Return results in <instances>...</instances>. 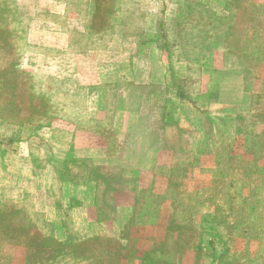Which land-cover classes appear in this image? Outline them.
Masks as SVG:
<instances>
[{
	"label": "rangeland",
	"instance_id": "374dc122",
	"mask_svg": "<svg viewBox=\"0 0 264 264\" xmlns=\"http://www.w3.org/2000/svg\"><path fill=\"white\" fill-rule=\"evenodd\" d=\"M0 264H264V0H0Z\"/></svg>",
	"mask_w": 264,
	"mask_h": 264
}]
</instances>
